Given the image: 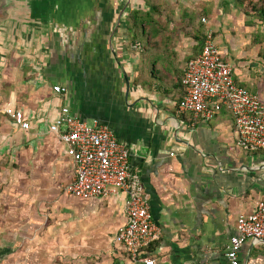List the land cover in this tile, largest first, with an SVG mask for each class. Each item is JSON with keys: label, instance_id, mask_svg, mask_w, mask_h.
Listing matches in <instances>:
<instances>
[{"label": "crops", "instance_id": "0c3cea01", "mask_svg": "<svg viewBox=\"0 0 264 264\" xmlns=\"http://www.w3.org/2000/svg\"><path fill=\"white\" fill-rule=\"evenodd\" d=\"M249 1L177 0L189 18L135 38L126 19L142 0H93L82 14L48 17L0 6V262L34 237L37 264L63 254L81 264H144L116 242L125 194L81 200L67 191L75 163L50 126L68 107L106 126L129 152L157 228L143 258L231 264L238 218L264 201V149L240 146L225 106L206 120L181 112L179 102L187 64L211 31L235 82L264 104V17ZM238 260L264 264V243L247 241Z\"/></svg>", "mask_w": 264, "mask_h": 264}, {"label": "built area", "instance_id": "2783aa9c", "mask_svg": "<svg viewBox=\"0 0 264 264\" xmlns=\"http://www.w3.org/2000/svg\"><path fill=\"white\" fill-rule=\"evenodd\" d=\"M182 83L185 94L179 102L181 112L209 120L225 106L234 116L240 146L264 149V104L257 94L235 82L231 66L222 60L211 31L206 34L200 55L188 62ZM53 90L62 93L66 88L54 86ZM2 111L22 128H30L21 111L10 107ZM63 127L65 130L60 134ZM50 131L59 134L75 163V179L67 191L81 200L125 194L127 220L119 229L116 242L133 260L155 264L143 255L144 249L157 239V228L138 177L130 171L127 148L106 126L97 120L88 124L75 117L68 107L61 109ZM249 240L264 243V201L257 203L252 213L238 218L236 234L230 238L226 252L231 264H239L238 253Z\"/></svg>", "mask_w": 264, "mask_h": 264}, {"label": "rangeland", "instance_id": "374dc122", "mask_svg": "<svg viewBox=\"0 0 264 264\" xmlns=\"http://www.w3.org/2000/svg\"><path fill=\"white\" fill-rule=\"evenodd\" d=\"M155 2V5L159 7V12H154L155 18L158 19L160 24L167 25L170 27L172 25H177L179 21H185L187 18L190 17L191 12L186 9L181 10L178 7L177 0H151ZM145 0H142L144 3ZM182 2V0H181ZM84 13V12H83ZM194 19L198 16L197 13H192ZM32 242L21 245H17L16 251L14 254L7 256L4 261H1L0 264H37L38 262L34 257L35 255V246H33L34 237L29 238ZM38 240V239H36ZM34 250V251H33ZM72 257H66L65 254L63 255H54V259L50 264H81L80 262H72ZM71 261V262H70ZM48 264V263H45Z\"/></svg>", "mask_w": 264, "mask_h": 264}, {"label": "water", "instance_id": "95a60500", "mask_svg": "<svg viewBox=\"0 0 264 264\" xmlns=\"http://www.w3.org/2000/svg\"><path fill=\"white\" fill-rule=\"evenodd\" d=\"M19 4H23L27 8L30 7L29 9L38 10L39 13L41 12L46 15L43 17H48L49 14L50 16L53 14L58 15V13L59 15H66L67 13L72 15L82 14L91 7L93 8V0H0V6L2 8H17ZM123 13L124 12H122L121 15H123ZM121 15H119V17H121Z\"/></svg>", "mask_w": 264, "mask_h": 264}, {"label": "trees", "instance_id": "16d2710c", "mask_svg": "<svg viewBox=\"0 0 264 264\" xmlns=\"http://www.w3.org/2000/svg\"><path fill=\"white\" fill-rule=\"evenodd\" d=\"M255 10H257L264 17V0H261L260 6L258 2L249 1ZM159 7L151 0H145L139 8H133L126 19L127 32L130 36H137L138 34H145L146 31H159L162 30L160 22L155 18L154 12H159ZM202 35V34H201ZM202 39V38H201ZM205 36L203 37L204 42Z\"/></svg>", "mask_w": 264, "mask_h": 264}]
</instances>
